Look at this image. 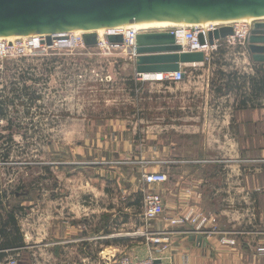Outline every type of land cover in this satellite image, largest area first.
Here are the masks:
<instances>
[{"label":"rangeland","instance_id":"obj_1","mask_svg":"<svg viewBox=\"0 0 264 264\" xmlns=\"http://www.w3.org/2000/svg\"><path fill=\"white\" fill-rule=\"evenodd\" d=\"M235 25L239 29L248 27ZM57 40L52 39L51 44L39 47L22 60L4 61L6 69L0 77V198L6 207L19 203V226L27 231L26 245L30 249L6 256L0 264H113L120 257L143 259L149 252L160 256L159 247L152 249L146 242L163 231L155 232L154 222L145 226L138 210L136 217L132 213L128 219L122 216L130 213L126 209L134 201L128 200L130 196L123 190L129 177L137 181L141 189L137 193H141L144 203L148 189L142 177L149 172L164 173L165 159L161 155L154 160L147 158L146 150L140 149V154L134 156L142 161V169L126 172L116 166L127 160L115 154L108 157L103 155L104 148L99 151L100 148L92 147L98 142V126L105 127L108 120H123L119 128L124 130L128 125H139L132 114L146 113L131 104V98H143L144 92L139 86V75L132 74L130 50L126 46L86 47L82 35L77 34L67 35L60 40L62 44ZM227 49L243 54L246 50L237 43L226 42L218 51ZM249 59L255 68L251 56ZM185 72L187 83H197L198 88L214 77L203 68ZM174 86L170 92L160 86L148 94L154 103L148 113L166 112L164 103L169 97L167 111L178 113L180 88ZM198 88L196 97L202 94ZM88 119L93 123L88 124ZM152 124L162 125L156 121L139 125L141 138ZM213 124L205 123L206 138L201 143L226 151L229 139L212 138ZM263 124H252V131L264 130ZM106 133L102 130L100 134ZM157 135L162 136L161 128ZM251 140V144H256L253 137ZM227 160H219L221 181L229 174L224 167ZM96 183L100 187L96 188ZM106 226L110 231L107 235L103 231ZM229 240L236 244L234 237ZM106 243L110 246L106 247Z\"/></svg>","mask_w":264,"mask_h":264},{"label":"crops","instance_id":"obj_2","mask_svg":"<svg viewBox=\"0 0 264 264\" xmlns=\"http://www.w3.org/2000/svg\"><path fill=\"white\" fill-rule=\"evenodd\" d=\"M221 43L225 45L226 41ZM247 53L229 49L213 50L204 64L183 66L185 71L191 69L197 72L201 68L204 72L211 71V77H214L200 88L197 83H187V73L179 83L151 76L140 80L143 98H131V104L146 113L132 114L131 117L139 125L155 121L162 123L161 126L152 124L153 127H147L148 132L143 139L139 125H128L120 130L119 122L123 120H108L105 127L100 125L95 130L98 131V142L96 145L93 143L92 147L100 148L99 151L104 148L103 155L108 157L115 154L121 160H127V163L114 164L122 171L136 172L142 169V161L134 156L140 154V149L146 150L147 158L154 160L161 155L165 159L162 168L168 181L148 189L161 195L164 216L197 211L215 218L216 224L207 233L201 234L194 233L190 225L170 227L163 217L153 223L155 232H166L169 238L168 252L173 264H264V253L258 252V249L264 248V130L252 131V124L264 123V100H252L249 80L255 70ZM133 70L132 74L135 73ZM174 85L180 88L178 113L167 111V108L170 110V97L164 101L166 112L156 115L148 113V109L154 105L153 101H149L151 97L148 94L160 86L170 92ZM196 88L202 92L197 97ZM87 122L93 123L91 119ZM207 122L214 123L210 131L212 138L229 139L226 151L201 143L206 138L204 129ZM160 128L162 136L157 135ZM102 130L107 131V135L100 134ZM252 137L256 144H251ZM221 158L228 159L224 166L229 171L227 178L223 179L225 183L218 175L222 167ZM154 164L160 165L158 162ZM237 172L239 176H236ZM124 184H127L123 192L127 191L130 196L128 200L132 194L141 192L140 184L130 177ZM126 210L130 213L124 211L122 216L125 218L131 213L132 217L138 216L137 210L131 207ZM142 210L143 202L140 215ZM106 230L107 227H103L105 235ZM21 232L25 245L21 251L28 250L27 231L21 229ZM224 236L234 237L236 244H220L219 240ZM105 245L108 246L107 243ZM151 248L155 249V246Z\"/></svg>","mask_w":264,"mask_h":264},{"label":"water","instance_id":"obj_3","mask_svg":"<svg viewBox=\"0 0 264 264\" xmlns=\"http://www.w3.org/2000/svg\"><path fill=\"white\" fill-rule=\"evenodd\" d=\"M264 16V0H0V37L41 35L46 44L59 32L122 26L133 22L171 21L200 23ZM234 36L232 27H218L198 34L200 46ZM206 37V38H205ZM109 44H122L121 35H107ZM86 47H94V33L82 35ZM246 51L254 63H264V22L252 25ZM136 74L156 77L205 61L204 51H187L173 32L136 36Z\"/></svg>","mask_w":264,"mask_h":264},{"label":"built area","instance_id":"obj_4","mask_svg":"<svg viewBox=\"0 0 264 264\" xmlns=\"http://www.w3.org/2000/svg\"><path fill=\"white\" fill-rule=\"evenodd\" d=\"M232 28L234 30V36L226 38L225 39L227 40L226 42L229 45L237 43L238 45L245 47L246 46L245 40L250 33L251 27L243 26L241 27V29H239L238 26L233 25ZM172 32L175 34L176 40L179 41V37L180 36L182 37L184 41L183 47L187 51H204L206 56H208L210 51L218 49V47L221 45L219 44L220 43L219 41L216 42L212 47L200 46L198 41V34L202 32L204 36H206L207 33L200 28L187 27L186 30L182 31L183 33L180 32V29H175ZM116 33L118 32H115V34L110 33L108 35L121 34L123 39L122 45L121 44L111 45L107 42L106 38L104 39L105 41H101L103 43L97 41L96 45L98 47L100 46L101 47V48L99 47L100 49H109V48L115 49L126 46L130 50L128 54V59L134 61V58L136 57L135 54L136 36L141 32L131 28L125 30V32H122L120 34H116ZM64 37H67V35L60 37L58 41L62 40ZM59 43H62V41H60ZM45 44H46V40L44 36L43 37L32 36L30 38L26 37L24 39L14 40L11 42L6 40H0V77L3 71H5L6 69L4 67L5 60H17V61L22 60L33 54L32 53L33 51L38 50L39 47H42ZM185 74L186 72L183 69V66H181L179 71L169 74H163L159 79L163 81L179 83L185 78ZM138 78H140V80H144L147 77L139 75ZM142 178H143V184L147 186V189L152 188L156 185L165 184L168 181L167 175L161 172H149L144 174ZM143 198H144V203H143V210L141 213V217L143 218V222L145 226H149L152 222L159 221L163 217L165 223H167L170 227L180 228L185 225H190L193 227L194 233L201 234L205 232L207 233L208 230H210L216 224L215 218L207 217L204 214L197 211H188L186 213L176 216H164V204L162 197L160 194L152 191L151 189L146 191ZM155 236H156L155 238H151V239L147 238L146 244L148 246L159 247L160 256H155L154 253L149 252L146 258L138 259V258L120 257L116 259L113 262V264H173L171 255L168 252V245L170 241L168 236L166 235V232L160 234L157 233L155 234ZM219 241L220 244L222 245H230V246L234 245V242L229 240V238H226L225 236L222 237ZM258 252L264 253V248L258 249Z\"/></svg>","mask_w":264,"mask_h":264},{"label":"trees","instance_id":"obj_5","mask_svg":"<svg viewBox=\"0 0 264 264\" xmlns=\"http://www.w3.org/2000/svg\"><path fill=\"white\" fill-rule=\"evenodd\" d=\"M221 48L222 45L218 47V49ZM253 65L255 67V74L251 76L249 80L252 100L258 98H262L264 100V63H254ZM14 196L19 199L18 193H15ZM131 198L134 199V201L129 203L128 207H131L132 209L135 208L134 210H138L140 212L142 205L141 193L132 194ZM19 211H22L19 203L14 206L7 205L6 207L3 204L2 198H0V261H2L6 256L14 255L17 252L19 253L24 247L23 235L21 233L17 216ZM106 232L107 234L110 233V231L107 230Z\"/></svg>","mask_w":264,"mask_h":264},{"label":"bare ground","instance_id":"obj_6","mask_svg":"<svg viewBox=\"0 0 264 264\" xmlns=\"http://www.w3.org/2000/svg\"><path fill=\"white\" fill-rule=\"evenodd\" d=\"M255 22H264V16L261 17H247V18H239V19H228V20H222V21H214V22H207V23H200L197 25H188V24H177L173 23L171 21H150V22H133L131 24L122 25V26H112V27H105V28H97V29H82V30H76V31H70V32H59L54 36H51V42L52 39L59 38L64 35H70V34H77V35H83L85 33H94L96 37L98 38V41H104V36L115 32H118L116 34H120L122 32H125L127 29L133 28L134 30H138L141 33H153V32H168L173 31L175 29H180V32L186 30L187 27L192 28H200L204 30L205 32L211 31L214 28L218 27H233L235 24H245L252 29V25ZM183 33V32H182ZM140 34V33H139ZM121 35V34H120ZM42 37L41 35H19V36H12V37H0V40H6V41H14V40H20L24 39L26 37ZM106 38V37H105ZM58 41V40H57ZM58 41L57 43H59ZM64 42V41H63ZM179 42L184 45V41L182 37H179ZM62 44V43H61ZM64 44V43H63ZM67 45V44H64ZM162 76V75H161ZM161 76H156L158 79L161 78ZM156 79V78H155Z\"/></svg>","mask_w":264,"mask_h":264}]
</instances>
